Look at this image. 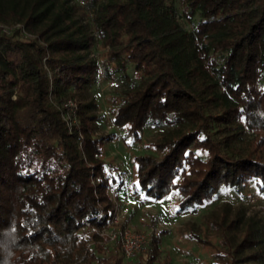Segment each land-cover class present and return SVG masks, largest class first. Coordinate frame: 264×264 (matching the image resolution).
<instances>
[{
  "label": "trees",
  "instance_id": "16d2710c",
  "mask_svg": "<svg viewBox=\"0 0 264 264\" xmlns=\"http://www.w3.org/2000/svg\"><path fill=\"white\" fill-rule=\"evenodd\" d=\"M114 71L128 87L106 94L99 135L86 93ZM146 129L132 197L175 194L177 214L264 197V0H0V264H170L163 231L128 258L103 231L129 190L106 146ZM204 221L208 264H264L255 215Z\"/></svg>",
  "mask_w": 264,
  "mask_h": 264
},
{
  "label": "rangeland",
  "instance_id": "374dc122",
  "mask_svg": "<svg viewBox=\"0 0 264 264\" xmlns=\"http://www.w3.org/2000/svg\"><path fill=\"white\" fill-rule=\"evenodd\" d=\"M131 74V72H130ZM128 87L123 75L119 72H111L106 79H98L95 87L86 93L87 98H94L101 108L98 113L101 118L98 121L97 133L105 135L115 131L109 118L108 106L105 104V96L108 93H118ZM157 130L146 129L139 143H132L127 148L125 143L117 138L106 146V160L120 167L124 179L129 188L127 194H120L117 208L118 220L115 229L130 228L135 232H143L153 226H160V248L171 258L170 264H208L214 253V246L218 242L217 235L209 229L204 221L205 215L217 214L222 205L227 204L231 211L244 210L245 216L255 215L258 224L263 227L264 233V197L255 189L244 191L243 195L234 192L223 193L214 203L199 208L196 212L188 210L177 214V198L171 194L159 202H142L139 198L131 196V186L135 181L134 156L149 152L147 145L156 139ZM128 195V197H126ZM199 238L206 239L210 245L199 242ZM130 264V263H128ZM133 264V263H132Z\"/></svg>",
  "mask_w": 264,
  "mask_h": 264
},
{
  "label": "built area",
  "instance_id": "2783aa9c",
  "mask_svg": "<svg viewBox=\"0 0 264 264\" xmlns=\"http://www.w3.org/2000/svg\"><path fill=\"white\" fill-rule=\"evenodd\" d=\"M5 32H8L7 28H4ZM69 105H72L69 102ZM115 186L114 188H116ZM118 213V212H117ZM113 221V224H117L118 214ZM160 226H153L150 229L143 232H135L130 228H123L113 230L111 227L104 229V234L108 237L109 242H114L119 239L121 248L125 257H131L134 253L141 251L148 243L151 235H158Z\"/></svg>",
  "mask_w": 264,
  "mask_h": 264
}]
</instances>
